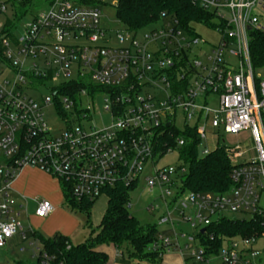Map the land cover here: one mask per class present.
Masks as SVG:
<instances>
[{
	"label": "built area",
	"instance_id": "built-area-1",
	"mask_svg": "<svg viewBox=\"0 0 264 264\" xmlns=\"http://www.w3.org/2000/svg\"><path fill=\"white\" fill-rule=\"evenodd\" d=\"M34 1L0 0V250L10 240L20 245L34 233L18 220L26 211V199L12 185L22 168L65 182L76 200L93 201L118 185L131 188L144 168L155 167L153 161L161 157L154 152V137L163 128H177L180 113L182 131L195 132L198 149L207 128L225 134L248 131L255 158L235 165L241 154L225 148L231 185L222 194L183 191V167L178 173L153 168V177L144 179L146 191L166 196L158 226L173 228L170 235L157 234L153 250L176 252L183 264H264V78L255 76L248 51L249 31L264 33V0H189L217 21L209 28L220 40L205 67L190 56L198 42L193 30L165 14L159 20L161 30L146 36V43L123 30L116 32L117 46H109L100 12L90 0L41 1L46 8L32 16L17 39V24ZM183 31L190 38H183ZM230 58L237 60V67L230 65ZM5 71L12 74L11 81L3 77ZM48 82L58 85L42 106L24 92ZM72 86L73 99L63 94ZM147 89L157 93L141 96ZM97 96L105 97L103 110L112 119L101 129L89 125L91 113L82 108L85 100ZM52 101L63 124L57 133L48 128L43 114ZM184 145L179 139L166 153ZM53 211L42 201L34 216L44 219ZM174 213L188 223L194 235L187 240L196 248H180L170 224ZM230 213L246 217L241 221H249L253 233L229 238L207 232ZM37 251L40 264H47L49 257L41 247Z\"/></svg>",
	"mask_w": 264,
	"mask_h": 264
},
{
	"label": "rangeland",
	"instance_id": "rangeland-1",
	"mask_svg": "<svg viewBox=\"0 0 264 264\" xmlns=\"http://www.w3.org/2000/svg\"><path fill=\"white\" fill-rule=\"evenodd\" d=\"M36 1V4H34ZM29 8V11L21 17L17 27L14 31V36L18 39L23 32V28L27 25L32 16L43 11L46 7L41 1L35 0ZM100 12V27L105 30V40L111 47L117 46L116 32L125 31V27L121 25L116 17V8L119 0H90ZM2 19L0 18V23ZM217 21L213 22L216 25ZM261 26L264 28V20L260 21ZM163 23L160 21L146 26L136 32H131L130 37H133L135 41L141 45L146 43L145 37L149 34L159 31L162 28ZM189 28L193 30L194 35L197 37L198 42L190 49L191 58H196L204 67L208 66V58L211 55V50L216 47L219 43L220 36L216 30L206 27L204 25L190 24ZM182 37L185 39L190 36L183 31ZM13 49V48H12ZM14 50V49H13ZM229 63L232 67H237V60L230 58ZM30 61H27L25 67H28ZM1 68V66H0ZM254 74L256 77L264 78V67L254 68ZM3 77L6 80H12V74L5 71ZM76 75L72 74V79H75ZM63 82L62 80L60 83ZM57 83L48 82L44 86H37L35 89H27L24 92L34 99L39 105L42 106V100L46 97L51 96V89L55 88ZM149 94L154 95L157 93L153 89H147L143 91L141 96ZM104 96H97L93 100H85L82 103V108H87L91 113V119L89 125L94 126L97 129L108 127L112 124V119L103 110ZM44 118L46 124L50 130L55 131L54 133L61 132L63 130V124L60 117L57 115L53 101L51 105L43 109ZM71 113L68 114V116ZM194 121L190 123L192 126ZM85 124V123H84ZM73 126H78V121H74ZM176 127L178 130L183 129V123L180 113L176 116ZM253 142L248 131H241L237 134H225L222 129L209 130L206 129L205 140H202L198 149L200 154L202 151L207 150L212 152L218 147H224L229 150H233L236 153H240L241 156L234 161L235 165H241L245 162H250L255 158V152L253 149ZM237 148V150H235ZM154 166L147 165L143 173L140 175L136 184H134L128 191V213L130 216L135 218L138 223L143 226H155L158 233L162 235H170L172 233V227L168 225L158 226L159 219L165 214V203L166 196H160L158 191L147 193L146 185L144 182L145 178H152L154 175V169H171L175 170L176 173L183 167V163L179 159L178 152L176 150L170 151L160 158L155 159ZM20 177V178H19ZM18 182L15 185V193L23 196L26 199V211L21 212L18 220L22 223L23 227L28 229L31 228L35 233L40 234L43 237H53L56 234H66L72 245H78L85 242L89 238L91 229H95L104 214L107 197L100 195L93 203L90 209L89 216V227L86 223V217L79 212H72L63 203V198L60 192V185L56 179L44 174L40 170L24 167L18 174ZM42 201L49 202L55 209V213L44 219H38L34 217L35 205ZM227 219L241 221L246 217L239 214H225ZM170 224L174 225V231L177 234L178 244L181 249L186 245L190 249L196 248L195 243H191L187 240V237H192L194 234L191 231L188 223H182L177 213H174L170 217ZM181 234L185 237H181ZM171 236V239H174ZM17 239H12L6 243V246L0 250V264H36L38 258L37 249L40 248L39 243L33 238L28 239L18 245ZM234 243L238 247L241 246V240L235 239ZM113 247L112 245H110ZM222 249L226 248L225 244L221 245ZM123 255L125 248L122 250ZM178 255L176 252L162 254L164 262L156 264H166L165 261L169 260L168 256L174 257ZM125 258V257H124ZM169 262V261H168ZM171 264L173 262L170 261ZM186 264H195L191 261H187Z\"/></svg>",
	"mask_w": 264,
	"mask_h": 264
},
{
	"label": "trees",
	"instance_id": "trees-1",
	"mask_svg": "<svg viewBox=\"0 0 264 264\" xmlns=\"http://www.w3.org/2000/svg\"><path fill=\"white\" fill-rule=\"evenodd\" d=\"M162 14L172 17L185 30H192L189 28L190 24L213 26L211 14L194 7L189 0H119L116 8V17L127 32H136L158 22ZM248 36L252 68L264 67V33L251 30ZM70 89L63 94L73 99L75 86ZM179 139L185 140L184 146L175 149L185 171L180 177L182 190L207 194H222L228 191L232 166L225 148L218 147L208 155L200 157L198 140L192 129L180 131L175 127L163 128L162 135L154 137V152L165 155L168 149L175 148ZM59 185L63 204L72 212L83 214L89 227L90 209L96 199L76 200L68 184L61 181ZM129 189L118 185L103 191L102 195L107 197L104 214L99 225L91 229L89 238L81 244L72 245L67 237L60 234L47 238L34 232L31 237L39 243L43 253L50 259L47 264H106L107 256L100 248L110 245L120 251L124 247L127 262L159 263L162 252L153 250L158 234L156 227H143L129 215ZM253 231L254 226L249 221L226 218L207 229L214 237L229 238L248 236ZM36 264H40L38 259Z\"/></svg>",
	"mask_w": 264,
	"mask_h": 264
},
{
	"label": "crops",
	"instance_id": "crops-1",
	"mask_svg": "<svg viewBox=\"0 0 264 264\" xmlns=\"http://www.w3.org/2000/svg\"><path fill=\"white\" fill-rule=\"evenodd\" d=\"M19 178L17 177V179L14 181V183L12 185L13 190H14L15 185L17 184ZM14 192H15V190H14ZM36 204L37 203H34V205H35L34 209H36ZM53 213H55V209L52 212V214ZM61 235L67 237L66 234H61ZM100 251H103L106 254V256H107V263L106 264H149V263H146V262H138V261L127 262V260L125 258H123V257H125V253L123 255V252L120 251V249H117L114 246L113 247H111V246H103V247L100 248ZM168 257H169L168 258L169 260L165 261L166 264H171L170 261L173 262V264H183V260H182V258L179 255H174V257H170V256H168ZM162 262H164V260L161 258V263Z\"/></svg>",
	"mask_w": 264,
	"mask_h": 264
},
{
	"label": "water",
	"instance_id": "water-1",
	"mask_svg": "<svg viewBox=\"0 0 264 264\" xmlns=\"http://www.w3.org/2000/svg\"><path fill=\"white\" fill-rule=\"evenodd\" d=\"M203 232V231H202Z\"/></svg>",
	"mask_w": 264,
	"mask_h": 264
}]
</instances>
